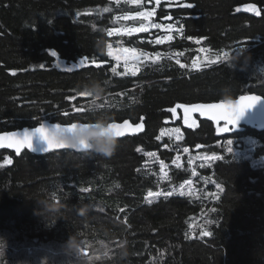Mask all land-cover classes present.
Masks as SVG:
<instances>
[{"label":"trees","instance_id":"obj_1","mask_svg":"<svg viewBox=\"0 0 264 264\" xmlns=\"http://www.w3.org/2000/svg\"><path fill=\"white\" fill-rule=\"evenodd\" d=\"M141 8L117 0H0V132L97 117L144 118L146 127L119 138L110 158L90 150L1 151L0 264H264V130L220 133L200 116L186 124L181 112L166 110L264 96V0L163 1L156 20L177 27L168 42L155 43L157 30L108 35L132 24L123 16ZM110 43L160 59L145 60L135 75L113 73ZM201 47L221 59L194 68ZM84 57L90 64L61 66ZM92 81L106 85L105 107L95 112L82 95ZM169 126L181 129V141L163 136ZM249 137L256 141L250 155H238L234 147ZM185 149L216 157L191 166ZM189 179L193 195L147 198ZM204 212L208 231L190 235L192 219ZM53 247L65 251H45Z\"/></svg>","mask_w":264,"mask_h":264},{"label":"rangeland","instance_id":"obj_2","mask_svg":"<svg viewBox=\"0 0 264 264\" xmlns=\"http://www.w3.org/2000/svg\"><path fill=\"white\" fill-rule=\"evenodd\" d=\"M117 1H126V0H117ZM163 1H165V2L168 1V2H170V4H177V3H180L181 0H161V2H163ZM134 5H138V6L142 7L139 11L154 10L155 14L151 17V23H157V24L165 25V28H161V29L150 28L148 32H155V30H157V31L162 32V35H160L157 38L168 37V36H170L172 38L173 31L177 30V27L174 24H172V23H169V22L168 23L158 22L156 20L155 16H156V9H157L158 5L155 3V0H151V2H149V0H141L140 4H134ZM134 13L135 12L127 13L125 15L134 14ZM125 20H129V21H131L133 23L128 25V26H126V27L115 28V29H119L121 31L120 32H113V35H127L126 32L123 31L124 29L131 28V27H139V24L141 22L140 20H131V19H125ZM168 25L172 26L171 30H167V26ZM137 33H142V32H135L133 34H137ZM169 40L170 39H167L164 42H168ZM109 45H111V50L113 52V56H111V57L114 59L116 71L119 72V73H121V72L124 73L125 72V61H127V65H128V69H129V71L127 73H132V71H134L136 69H138V71H139L141 69V67H142V63L145 61L144 56L142 55V53L149 54V52L141 51V50H139V49H137L135 47L126 46V45H124L122 43H110ZM124 49H128L129 51L125 52V51H123ZM132 50H135V51H132ZM115 55H120L121 59H120L119 63H117V61L115 60V58H114ZM221 56L222 55H218V54L212 53L211 50L207 49L206 47H201L199 49V53L193 59V64L192 65L195 64L196 67H194V66L193 67L196 68V69H200L203 66L208 65V63L218 62L217 58L221 57ZM137 57H139V58H137ZM81 60L82 59H80L77 62H71V63H67V62L63 61V62H61V66L64 67V68L72 69V68H76V67H80V66H83V65L90 64V59H88V61L85 64H83V65L80 63ZM138 71H136V73ZM185 123L186 124L190 123V124L194 125L196 122H195L194 118H190V119H187V122H185ZM223 128H226V125L225 124H220L219 127H218V132H220V133L225 132V131H221V129H223ZM177 129H179L178 132L176 131ZM163 133H164L163 136H169L170 138H172L173 140H176L178 142L181 141L182 138H183L181 129L178 128V127H175V126L167 127L163 131ZM243 140H244L243 142L240 141L241 143L238 144V145H242V147L241 146H237V147H234L233 150L235 152H237L238 155L239 154L240 155H248V154L250 155V153H248V151L250 152V150H252V148H253L254 144L256 143V141L253 138H250V137L249 138H245ZM231 144H233V143L231 142ZM231 146H230V148H231ZM186 154H189V150L186 151ZM212 157H216V155L215 154H207V153H195V152L188 155V158H189L191 166H194L195 163L198 162V161H200V162H208V161H210V159ZM154 159H156V158L154 157ZM263 159H264V157L261 158L260 160H263ZM167 171L168 170H167V168L165 166L163 171H161V177L162 178H165L167 176ZM157 192L164 193L162 190L155 191V192H152V193H157ZM167 192H172V193H175V194H180V193L183 192V193H185L184 195H190V194L193 195V194H195L197 192V188H196V185H195V181L193 179H189V180L183 182V184L181 186L172 187ZM160 196H163V195H160ZM160 196H158V197H160ZM158 197H156V196H153V197L147 196L149 201H151V200H153L155 198H158ZM206 214H207L206 212L200 213L199 216H198L199 218H196V219L193 218L192 219L191 228H190V235H192V236L197 235L195 233L197 230H199L201 233L205 232V231H208V227H206V224L208 222L206 217H205ZM200 219H201L203 224L202 223H196L197 220H200ZM47 250H51L49 252H56L57 254H61L62 251H65V249L60 251L57 247L45 248V251H47Z\"/></svg>","mask_w":264,"mask_h":264},{"label":"snow or ice","instance_id":"obj_3","mask_svg":"<svg viewBox=\"0 0 264 264\" xmlns=\"http://www.w3.org/2000/svg\"><path fill=\"white\" fill-rule=\"evenodd\" d=\"M126 2L129 3H133V4H140L141 0H126ZM149 2H151V0H149ZM161 2V0H155V3L157 5H159ZM184 7H193V5L191 4H186V5H182ZM248 11L254 12L256 15H260L259 10L255 7V6H248L247 7ZM105 11H107V9H105ZM237 11H239V9H237ZM155 14L154 10H144V11H137L134 14H128L125 15L123 18L124 19H131V20H140V24L139 27H131V28H127L124 29L123 31L126 32L127 35H132L135 32H148L150 28H155V29H161V28H165V25L162 24H157V23H151V17ZM172 26L168 25L167 26V30H171ZM121 30L119 29H113L110 30L108 32V35L111 36L113 34V32H120ZM167 39H171L170 36L168 37H161V38H157L155 40L156 44H162L164 43L165 40ZM108 55L109 56H113V52L111 50V45H108ZM123 51L127 52L129 51L128 49H124ZM135 51V50H132ZM53 55H56L55 52H53ZM142 55L144 56L145 60H152L153 62L158 61L160 59V54L157 53L154 57L150 56L147 53H142ZM115 60L117 61V63L120 62V55H115ZM139 58V57H137ZM228 54L225 53L224 56L222 57V59L224 60H228ZM217 59H221V57H218ZM88 61V57H84L82 58V60L80 61V63L83 65ZM177 63L179 64L180 62L177 61ZM96 67H99V65H95ZM183 66V65H181ZM194 67H196V65H193ZM43 67V66H41ZM111 71L113 73H116V68L113 67L111 69ZM129 71L128 69V65H127V61H125V73H127ZM136 71H138V69L132 71V75L136 74ZM120 75H124V73H121ZM82 95H87L82 93ZM88 96V95H87ZM71 99V98H70ZM261 98L258 96H240L239 98V102L237 104V106L235 107V109L233 111L230 112H225L223 114V118L226 121V123L228 124H236V122L240 119V117L243 115V113L245 112L246 109L254 106L258 100H260ZM177 107H182L184 109L185 112V122H187V113L190 111V107L187 105H178ZM203 106H192L191 110H199L200 108H202ZM211 107L214 108H224L225 105L224 104H220V105H212ZM76 111H80V109H77ZM169 111H171L172 113L176 112V108H172ZM65 116L68 115V113H64ZM143 118H141L142 120ZM61 126V124L56 123L55 125L49 127L46 126L45 124H41L39 127L35 128L32 131H24L23 133H11V134H5V136L0 137V147L4 146L3 145V141L5 139L9 140L8 143V147L10 148H15L16 152L19 153L21 151L22 148H32L33 146V137L36 135H39V137L41 139H43L44 141L47 142V148L45 149V151H51V150H58V149H63V148H67L62 144H59L55 141V139L50 136V132L53 129H57ZM65 127H75V122L73 123H69L67 125H64ZM112 127L116 130V134L118 136H123L125 135V131L124 129H126L127 127H129V122L128 121H124L123 124H116V123H112ZM143 128V124H138L136 125V130H142ZM177 132L179 131V129L176 130ZM221 131H229V128H223L221 129ZM163 134V133H162ZM19 137V138H16ZM157 139H160V137H157ZM229 144H231V141L228 142ZM80 150H87L86 148H81ZM229 152L232 151V148L228 149ZM185 151H187L185 149ZM147 155L149 156H154L155 153H147ZM179 159V158H177ZM5 164H10L11 160H6L4 162ZM165 165L163 164V162L161 161V171H163ZM177 167H179V165L177 164ZM166 175V174H165ZM218 190H222L220 189V186L217 185L216 186ZM85 191H87V189H85ZM173 193L172 192H168V193H152L149 192L148 196L149 197H153V196H160V195H165V196H171ZM181 195H184L185 193H180ZM121 211H123V209H121ZM213 211H215L213 209ZM204 235H211V233H203Z\"/></svg>","mask_w":264,"mask_h":264},{"label":"water","instance_id":"obj_4","mask_svg":"<svg viewBox=\"0 0 264 264\" xmlns=\"http://www.w3.org/2000/svg\"><path fill=\"white\" fill-rule=\"evenodd\" d=\"M258 96L261 99L258 100V102L245 110V112L243 113V115L240 117V119L236 122V124H228L226 123V121L223 118V114L225 112H230L233 111L235 109V107L237 106L238 102H239V98L240 96ZM240 96H238L237 98H229L226 100H221V101H216V102H196V103H191V104H184V103H177L176 105H174L173 107H169L166 108V110H170L172 108H176V112L172 113V114H177L178 112H181L182 115L185 117V112L184 109L182 107H177L178 105H187L190 107V111L187 113V119L190 118H194L195 116H200L202 119L204 120H208L213 122L216 126H219L220 124H225L227 128H232V127H239V126H255L258 130L263 131L264 130V96L257 94V93H246V94H242ZM220 104H224L225 107L224 108H214L211 107L212 105H220ZM192 106H203L202 108H200L199 110H191ZM124 121H128L129 122V127H127L126 129H124L125 131V135L123 136H119V138H125L134 134H138L141 133L145 130V123H144V118L143 121H141L139 124H143V128L142 130H136V125L138 124H133V122L129 119L124 120ZM112 122V123H116V124H123V122ZM45 124L46 126H53L56 123L50 122V121H43L40 124H38L37 126L34 127H23V128H18L15 130H9V131H3L0 132V137L5 136V134H11V133H23L24 131H32L35 128L39 127L41 124ZM62 126L67 125V124H62L59 123ZM69 124V123H68ZM19 138V137H16ZM9 140L5 139L3 141V145L2 147H0V152L3 150H9L12 152H15L17 155L21 154L22 151H24L25 149L30 151L33 154L36 155H42L48 152H52V151H61V150H68L69 148H63V149H58V150H51V151H45V149L47 148V142L44 141L43 139H41L39 137V135H36L33 137V146L32 148H22L21 151L19 153L16 152L15 148H10L8 147ZM74 150V149H73ZM76 152H86L88 150H75Z\"/></svg>","mask_w":264,"mask_h":264},{"label":"clouds","instance_id":"obj_5","mask_svg":"<svg viewBox=\"0 0 264 264\" xmlns=\"http://www.w3.org/2000/svg\"><path fill=\"white\" fill-rule=\"evenodd\" d=\"M90 96L89 111L95 112L105 104L101 101L106 99V85L102 81H92L82 89ZM55 141L69 149L80 150L86 148L91 152L110 158L119 147L118 135L112 127L110 119L97 117L93 120L75 122V127L60 126L50 132ZM87 210L82 209L81 215ZM2 253V251H0Z\"/></svg>","mask_w":264,"mask_h":264},{"label":"bare ground","instance_id":"obj_6","mask_svg":"<svg viewBox=\"0 0 264 264\" xmlns=\"http://www.w3.org/2000/svg\"><path fill=\"white\" fill-rule=\"evenodd\" d=\"M184 117V116H183ZM185 118V117H184ZM202 119V118H201ZM134 124V123H133ZM224 124V123H223ZM227 128V127H226ZM232 128H235V127H232Z\"/></svg>","mask_w":264,"mask_h":264}]
</instances>
